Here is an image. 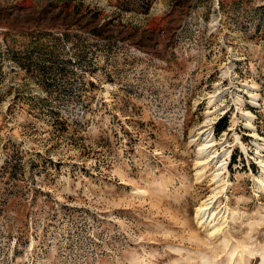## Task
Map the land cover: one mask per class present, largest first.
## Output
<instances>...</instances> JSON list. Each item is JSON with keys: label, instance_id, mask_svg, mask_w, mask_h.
Returning <instances> with one entry per match:
<instances>
[{"label": "rangeland", "instance_id": "obj_1", "mask_svg": "<svg viewBox=\"0 0 264 264\" xmlns=\"http://www.w3.org/2000/svg\"><path fill=\"white\" fill-rule=\"evenodd\" d=\"M261 139L264 0H0V264H264Z\"/></svg>", "mask_w": 264, "mask_h": 264}, {"label": "bare ground", "instance_id": "obj_2", "mask_svg": "<svg viewBox=\"0 0 264 264\" xmlns=\"http://www.w3.org/2000/svg\"><path fill=\"white\" fill-rule=\"evenodd\" d=\"M254 87V86H253ZM252 87V88H253ZM253 95V94H252ZM212 96L209 98V100L212 102ZM255 99V96L251 97V101ZM249 114V113H246ZM202 127H205L203 125ZM198 139L201 140V144L198 147V165H206L209 159H214L217 156V149L215 146L214 141V135L212 128H204L199 130L197 133ZM262 143H256L257 149L260 151H264V139H261ZM210 149L211 151H209ZM223 156L227 154L226 151H223ZM208 160V161H207ZM258 164L261 167L262 171V178L258 179V182L260 184V189L264 193V159L259 160ZM226 171V163L221 162L217 166L214 174L215 181H219L221 178L222 174H224ZM216 197V193L212 194V196H209L207 199L202 201V203L199 205V207L196 208L195 212V220L200 226H207L210 229V235H215L224 226V223L226 222L227 219H225V216L220 215L219 212H215L213 210V205L215 204L214 198ZM228 217H234V215H230L228 213ZM264 259V257H263ZM204 264H208L206 261H204Z\"/></svg>", "mask_w": 264, "mask_h": 264}, {"label": "trees", "instance_id": "obj_3", "mask_svg": "<svg viewBox=\"0 0 264 264\" xmlns=\"http://www.w3.org/2000/svg\"><path fill=\"white\" fill-rule=\"evenodd\" d=\"M26 68H28V67L26 66ZM223 127H224V125H222V126H220V127L217 126V131L223 129Z\"/></svg>", "mask_w": 264, "mask_h": 264}]
</instances>
